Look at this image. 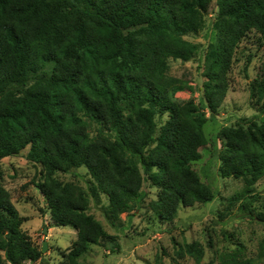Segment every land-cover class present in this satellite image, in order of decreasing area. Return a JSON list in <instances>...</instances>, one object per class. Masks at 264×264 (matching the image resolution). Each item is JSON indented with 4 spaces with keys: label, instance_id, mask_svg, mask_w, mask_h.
I'll return each instance as SVG.
<instances>
[{
    "label": "trees",
    "instance_id": "1",
    "mask_svg": "<svg viewBox=\"0 0 264 264\" xmlns=\"http://www.w3.org/2000/svg\"><path fill=\"white\" fill-rule=\"evenodd\" d=\"M214 4V39L201 53L187 38L206 28ZM253 31L264 36V0H0V160L29 149L28 160L43 167L37 189L53 225L78 232L65 264H82L108 237L89 213L102 196L113 228L147 197L144 183L158 190L150 209L161 223L214 201L193 163L202 159L205 125L223 105L239 47ZM170 59L202 64V103L175 98L190 87L169 75ZM220 136V175L246 185L232 203L264 224V207H254L264 178V119L243 118ZM80 168L90 175L87 188L55 176ZM23 221L0 175V264L41 258ZM260 249L264 257V241ZM237 252L219 255V264H255L244 245ZM178 253L201 263L205 250L194 242Z\"/></svg>",
    "mask_w": 264,
    "mask_h": 264
},
{
    "label": "rangeland",
    "instance_id": "2",
    "mask_svg": "<svg viewBox=\"0 0 264 264\" xmlns=\"http://www.w3.org/2000/svg\"><path fill=\"white\" fill-rule=\"evenodd\" d=\"M214 12L215 4L207 16L206 28L197 36L187 38L201 45V53L214 39L211 28ZM249 59L251 61L247 65ZM203 71L198 59L190 62L170 59L169 75L190 87L175 94L179 102L193 99L202 103ZM263 77L264 36L253 31L239 47L229 74L230 88L223 105L216 117L205 125L208 144L201 150L202 159L193 163V169L202 182L214 190V201L181 208L173 223H161L150 209V203L157 199L158 190L144 183L143 191L147 197L136 210L123 214L116 228L108 223L101 208L108 206V199L102 196L101 206L91 201L89 213L102 223L108 237L93 245L79 259L82 264H219V255L229 253L236 256L239 244L245 246L247 258H252L255 264H264L260 249L264 241V224L241 213L240 203H232V198L245 189V182L242 179L224 178L219 170V154L224 143L220 136L221 129L235 127L243 118L264 119V111L260 112L264 100V90L260 88ZM253 88L256 89L255 93ZM166 120L165 116L160 121ZM28 151L26 149L19 156L0 160L2 183L24 219L22 230L41 252L37 262L24 264H65L78 232L71 226L53 225L45 198L37 189V184L44 179L43 167L28 160ZM55 176L64 183L73 182L83 188H87L90 180L85 168ZM255 191L259 200L254 207L262 211L264 178L256 184ZM45 229H48V233H45ZM44 242H47L45 251ZM194 242L204 247L205 255L201 263L188 255L180 257L178 253L183 245Z\"/></svg>",
    "mask_w": 264,
    "mask_h": 264
},
{
    "label": "water",
    "instance_id": "3",
    "mask_svg": "<svg viewBox=\"0 0 264 264\" xmlns=\"http://www.w3.org/2000/svg\"><path fill=\"white\" fill-rule=\"evenodd\" d=\"M45 233H48V229H45ZM47 249V242H44L43 251Z\"/></svg>",
    "mask_w": 264,
    "mask_h": 264
}]
</instances>
